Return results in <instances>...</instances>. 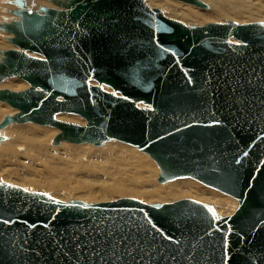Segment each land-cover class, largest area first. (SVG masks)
<instances>
[{
  "label": "water",
  "instance_id": "95a60500",
  "mask_svg": "<svg viewBox=\"0 0 264 264\" xmlns=\"http://www.w3.org/2000/svg\"><path fill=\"white\" fill-rule=\"evenodd\" d=\"M48 1L15 0L17 19L0 24L18 48L0 50V82L29 85L0 89L18 110L0 131L119 141L150 156L159 183L192 179L239 205L224 217L191 198L86 203L2 182L0 264H264V22L188 26L147 0Z\"/></svg>",
  "mask_w": 264,
  "mask_h": 264
},
{
  "label": "bare ground",
  "instance_id": "6f19581e",
  "mask_svg": "<svg viewBox=\"0 0 264 264\" xmlns=\"http://www.w3.org/2000/svg\"><path fill=\"white\" fill-rule=\"evenodd\" d=\"M13 1L15 0H5L3 2V5L6 7L3 10L5 16H3L2 19H0V24L5 23V22H11L17 19V17L10 12L16 9V6L13 4ZM25 1L27 3V8L29 7L28 9H38L40 6L55 7L48 0H25ZM174 1L188 5V6L180 5L178 3L171 2L168 0H148L147 4L154 9L161 10L167 17L182 21L186 23L188 26H205L207 24L200 25L199 23L209 22V21L218 22V23L220 22L226 23L230 19H223L220 21L221 17L227 16L230 18H237L234 16L239 15V17H243V15H246L244 12V5L246 4L244 3L245 2L244 0H203L210 5L209 6L205 3L208 6L207 9L198 8L196 6L186 4L178 0H174ZM191 6L195 7L196 9L198 8L201 10H210V11H206V12L198 11L192 8ZM208 24H211V23H208ZM9 37H12V35L9 33L6 34L5 32H2L0 30V38L3 39L6 44L7 43L9 44L10 48L8 49H18L17 47H14L12 44L8 42L7 38ZM5 46L7 45L3 44L2 41L0 40V48H4ZM8 49H0V50H8ZM28 54L32 56L34 55V56L40 57L33 53H28ZM0 61H1V56H0ZM12 79H17V78H12ZM7 80H11V79H7ZM7 80L0 82V85H2ZM22 88L23 90L27 89L24 86H22ZM0 89H8V88H3L0 86ZM9 90H12V89H9ZM0 103L4 104L5 106L9 108V109L6 107L4 108L8 112V114H5L4 116H2V118L0 119V122L3 120L5 116H12L18 112V110L11 108L9 105L2 103V102ZM9 111L11 112L9 113ZM2 112H4V110L0 109V115ZM56 118L57 120L62 121V122H68V123H73V124H78V125L86 124V120H84L82 117L77 116V115L58 114ZM21 125L25 126V124H11L8 127L2 129L0 132H1V135L5 138V140L1 142L0 145L5 144L10 139L9 138V135H10L13 138L12 143L14 145L20 143L21 145H25L26 147L29 146L30 150L45 151V140H47L51 135L56 136V133L58 134V131H59L56 128H54L56 129V131L43 129V128H29L27 130H21V129H10L9 130V128L11 127L21 126ZM26 125L27 126L34 125L37 127H41L40 125H36L33 123H26ZM42 127L47 128L48 126H42ZM45 130H48L50 132L45 131ZM43 137L45 140L43 139ZM54 138L52 139V142ZM49 143H50V146L53 147V145H51V142ZM64 143H67V142H63L61 144H64ZM61 144L55 145L54 147L56 148L57 146H60ZM68 144H71V143H68ZM71 145H74V144H71ZM82 145L88 146L90 144H81L79 146H82ZM14 148L15 146H9L8 150L10 151V150H13ZM95 148H100V150L93 151L92 153L93 158L91 159V164L93 163L101 164L102 168H100L99 171H101L104 174H107L108 176H112V179L109 182L104 183L102 186V189H103L102 191H104L103 193L106 194V197H109V198L114 197L117 194L118 195H128V196L130 195V196L144 199L143 202H146L148 204L170 203V202L178 201L181 199L191 198V199H195L200 202H206L209 204L214 203L215 205L213 207L218 213V215H221L224 217L231 216L237 210L239 203L237 205V203L234 202V200L232 201L233 197L231 199V196L229 198V195L221 193L207 186L205 187L209 189L202 188L198 184L193 185L188 182H181V180L189 181L192 179H181L180 182H177L179 181V179H177L175 183L174 181L166 182V183H159L157 181L158 177L157 178L155 177L154 180L156 179V183H158V185L154 184V186L145 187L144 185L146 183L145 176L149 173L150 168L152 167L151 164L154 161L150 158L148 154L142 153L139 150L137 152L136 151L137 149L133 146H130V145L114 140V141H110V142L103 144L101 147H95ZM145 155L149 156V158L146 157ZM149 159L152 162L149 161ZM155 165L157 166L156 163ZM157 168H158V171H160L158 166ZM111 169H114V170L118 169V170L116 171L115 174H113L110 171ZM159 174L156 172V176L157 175L159 176ZM2 181L3 180L0 179V182ZM192 181L194 182L195 180H192ZM51 186L53 185H50L49 187L53 188ZM28 191L35 192L31 189H28ZM67 200L71 201L69 200V198ZM67 200H63V201H67ZM87 202L90 203V201H87Z\"/></svg>",
  "mask_w": 264,
  "mask_h": 264
},
{
  "label": "rangeland",
  "instance_id": "374dc122",
  "mask_svg": "<svg viewBox=\"0 0 264 264\" xmlns=\"http://www.w3.org/2000/svg\"><path fill=\"white\" fill-rule=\"evenodd\" d=\"M4 1L5 0H0V19H2L3 16H5L3 11L4 8H6L3 5ZM168 1L175 2L180 5L188 6L176 2L174 0H168ZM201 1L209 5L207 2L203 0ZM244 1H245L244 3H246L244 5V12L246 15H243V17H239V15H235L234 17L237 18H230L227 16H223L221 17L220 21L223 19H230L229 21H234L240 24L260 22V21L264 22V9H262L264 8L263 6L264 0H244ZM192 8L196 9L195 7ZM196 10L205 11V12L210 11V10H201L198 8ZM208 23H218V22L209 21V22H201L199 24L204 25ZM0 40L2 41L3 44L7 45L5 46L6 48L4 47L0 49L10 48L8 43L6 44L4 40L1 38ZM0 86L3 88L12 89L14 91L23 90L22 86L28 88L26 82H23L20 79L7 80ZM5 107L8 108L4 104L0 103V109L4 110V112H2L0 115V119L5 114H8V112L4 109ZM10 112L11 111H9V113ZM29 128H43V129L56 131V129L51 127L44 128L42 126L37 127L34 125L27 126L26 124L25 126L21 125V126L11 127L9 128V130L10 129L27 130ZM54 137L55 135H51L47 140H45L43 137V139L45 140V151H39V150H30L29 146L26 147L25 145H21L20 143L14 145L12 143L13 138L9 135L10 139L5 144L0 145V179L6 183L20 186L27 190L31 189L35 192H44L47 194L49 193V195L57 199L61 198L62 200H67L69 198V200L75 199L84 202L90 201V203H100L106 201H114L119 198H128V197L137 198L130 195L128 196V195H118V194L115 195L114 197L109 198L106 197L105 193H103L104 192L102 191L103 184L109 182L112 179V176H108L107 174H104L101 171H99L100 168H102L101 164H95V163L91 164V159L93 158L92 155L93 151L100 150V148H95L96 146L93 147V145L79 146L76 144L71 145L68 143L61 144L60 146H57L55 148L54 147L55 145L52 142V139ZM49 142H51V145H53V147L50 146ZM9 146H15V148L9 151L8 150ZM136 151L138 152V150ZM146 157L149 158V156ZM149 161L151 160L149 159ZM151 165L152 167L150 168L149 173L145 176L146 179V183L144 184L145 187H151L154 186V184L158 185V183H156V179L154 180V178L158 177V175L156 176V172L159 174L160 171H158V168L154 162H152ZM117 170L111 169L110 171L111 173L115 174ZM180 180L181 179H179V181L177 180L175 181L180 182ZM181 182H188L193 185L198 184L202 188L209 189L205 187L203 184L197 183L196 181L193 182L192 180L189 181L181 180ZM50 185H53L51 186L53 188H50L49 187ZM137 199L144 201V199L141 198H137ZM233 200L238 205V202L234 198L232 199V201ZM202 203H206V202H202ZM209 205L214 206L215 204L210 203Z\"/></svg>",
  "mask_w": 264,
  "mask_h": 264
},
{
  "label": "snow or ice",
  "instance_id": "6c2138e0",
  "mask_svg": "<svg viewBox=\"0 0 264 264\" xmlns=\"http://www.w3.org/2000/svg\"><path fill=\"white\" fill-rule=\"evenodd\" d=\"M229 43H232V41H229ZM116 93H113V95H115ZM0 183H2V182H0ZM12 187H15V186H12ZM25 191H28L27 189H25ZM57 203H59V202H57ZM197 203H199V202H197ZM209 211H213L212 209H209Z\"/></svg>",
  "mask_w": 264,
  "mask_h": 264
}]
</instances>
